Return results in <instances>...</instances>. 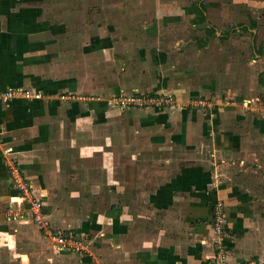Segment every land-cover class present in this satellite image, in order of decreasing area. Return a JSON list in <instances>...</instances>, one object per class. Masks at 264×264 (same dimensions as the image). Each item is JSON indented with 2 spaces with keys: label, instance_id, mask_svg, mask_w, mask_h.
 <instances>
[{
  "label": "crops",
  "instance_id": "1",
  "mask_svg": "<svg viewBox=\"0 0 264 264\" xmlns=\"http://www.w3.org/2000/svg\"><path fill=\"white\" fill-rule=\"evenodd\" d=\"M256 1L264 3V0ZM31 4L29 0H0V239L5 242L1 241L0 247L12 248L6 243L11 237L14 251H19L22 259L25 256L28 260L41 261L50 259L53 248L57 256L65 253L56 247L53 234L71 232L82 236L88 232L78 216L80 205L76 204L79 200L75 197L77 190L85 187L88 177L87 170H83V158L97 154L98 148L91 140V129L83 126L97 119L99 109L108 107V98L92 97L90 102L82 104L80 100L59 97L70 96L71 92L80 94L84 89L75 83H81L83 78L75 76L73 83L69 78L55 75L51 63L40 58L42 53L38 49L45 44L46 50L63 29L40 22L36 6ZM263 7L258 5L256 18L263 14ZM252 31L257 34L256 30ZM47 33L53 36L46 37ZM98 41L97 36V43H93L96 51L108 47ZM253 59L264 63L261 41L254 45ZM156 80L158 84L147 92L170 88ZM25 88L41 95H16L4 100L3 93L8 89ZM172 92L179 102L190 99L179 96L178 90ZM231 105L206 110L205 115L198 113V108H171L197 111L193 113L195 121L190 129L196 126L197 137L201 134L208 139L204 148H212L216 155L218 152V164L214 168L209 162L207 166L199 158L200 153L193 150L196 140L187 136L182 140L185 150L180 162L175 158L169 163L163 162L165 167L161 164L155 176L150 177L153 183L144 182L148 170L137 174L140 178L135 189L125 183L123 189L128 192L123 195L122 217L114 223L97 215L90 230L95 240L98 235L106 234L107 261L211 264L210 227L217 199L225 203L227 237L234 243L231 263L244 264L249 259L264 257V203L261 202L264 200V141L258 142L254 134L264 138V106L257 101L254 109L261 108V111L253 110L247 115L240 105ZM248 138L253 141L248 143ZM112 145L108 144L111 148L106 149L105 157L115 161ZM159 148H155L157 153ZM250 150L256 152L253 157L246 155ZM124 155L126 159L132 157L131 151ZM126 162L124 170L130 166L129 160ZM191 166L196 169L191 170ZM113 171L115 174L116 168ZM126 176L130 180L131 171ZM19 183L25 184L27 194L20 190ZM134 191L147 197L136 199ZM30 198L40 202L46 228L35 223L31 214H25L30 209ZM107 199L113 201L115 195L110 194ZM136 206L139 210L135 211ZM237 235L243 237L237 240ZM93 242L89 243L93 245ZM97 255V264H108Z\"/></svg>",
  "mask_w": 264,
  "mask_h": 264
},
{
  "label": "rangeland",
  "instance_id": "2",
  "mask_svg": "<svg viewBox=\"0 0 264 264\" xmlns=\"http://www.w3.org/2000/svg\"><path fill=\"white\" fill-rule=\"evenodd\" d=\"M30 3L32 7L36 6L40 22L63 29L46 50L45 44L38 49L42 53L40 58L51 63L52 69L56 70L55 75L69 78L73 83L75 76L82 75L76 78H83L75 85L79 84L84 90L80 94L71 92L72 95L67 97L63 95L68 94L60 95L62 100H80L84 104L92 97L106 96L112 102L117 97L128 96L127 93L154 95V91L147 90L158 84L156 79H159L160 83L170 88L156 94L174 96L172 91L178 90L179 94H176L179 96L204 98L214 104L207 109L197 107L200 109L198 113L204 115L206 110L226 104L240 105L247 115L253 110L261 111V108L254 109L257 101L264 106V63L253 59L254 45L260 44V41L264 44V12L260 18L255 17L258 5L264 3L256 0H29ZM201 6L206 21L200 20ZM259 10L262 8L259 7ZM252 30H256L257 34L254 35ZM51 36L46 34V37ZM97 36L100 44L108 46L106 49L96 51L93 43H97ZM151 68L153 71H150ZM147 70L150 73L147 74ZM97 89L99 91L91 93ZM12 92L41 95L29 88ZM190 99L183 106L169 107L170 110L124 108L120 105L99 109L97 119L83 126L91 129L92 139L89 138L96 144L98 152L83 158V170H87L88 177L85 187L78 189L75 197L76 201L79 200L76 204L80 205L78 216L88 230L82 236L76 234L81 249L77 252L64 251L57 256L55 248L50 247L52 254L49 260H28L25 256L23 260L20 252L14 251L10 237V242L6 243L12 248L0 247V264H97V253L106 263L113 264L107 261L106 234L98 235L95 240L90 230L97 215L114 223L122 217L123 195L128 192V189H123L125 183L128 188L135 189L140 178L137 174L146 170L144 182L153 183L150 177L164 166L163 162L169 163L171 158L180 162L185 150L182 140L187 136L196 140L193 150L200 153L199 158L205 160L207 166L209 162L214 168L218 164V152L216 155L212 148H204L208 139L201 134L197 137L196 126L190 129L195 121L193 113L197 111L171 109L191 107ZM145 112L147 114L144 115ZM246 122L250 121L247 119ZM254 134L258 142L264 141L263 136ZM247 140L251 143L252 139ZM110 142L115 151V161L105 157L106 149L111 148L108 146ZM155 148L160 149L158 153ZM251 150L246 154L248 157L256 153ZM129 151L132 157L124 158ZM126 160L130 163L127 171L124 170L128 164ZM193 169L196 168L191 166ZM128 171H131L130 180L126 176ZM110 194L115 195L113 201L107 199ZM134 195L136 199L145 197L140 192ZM261 202L264 203V200ZM219 203H222L228 220L223 200L217 199L213 208ZM97 208L102 210L96 211ZM133 210H139V207ZM99 225L101 228L102 225ZM210 229L211 264H232L230 257L234 243L227 237V224L220 229V235L215 234L213 222ZM242 232L245 235V231ZM236 237L238 240L243 236ZM90 240L94 241L93 245ZM257 258L244 264L249 261L264 264V257Z\"/></svg>",
  "mask_w": 264,
  "mask_h": 264
},
{
  "label": "built area",
  "instance_id": "3",
  "mask_svg": "<svg viewBox=\"0 0 264 264\" xmlns=\"http://www.w3.org/2000/svg\"><path fill=\"white\" fill-rule=\"evenodd\" d=\"M16 95H25L26 97H31V92H25V93H16V92H5L3 93L4 100H8L9 98L16 96ZM128 96L123 97H117L114 101L107 100L108 106H117L120 105V107H132V108H142L145 110V108H156V109H167L169 107H173L175 105L183 106L184 103L179 102V100L176 99L175 96L168 94V93H162V94H154V95H144V94H129ZM34 96L39 97V94H36ZM190 105L191 107L197 108V107H206L210 108L212 104L209 100H206L204 98H192L190 99ZM187 105V104H186ZM185 105V106H186ZM119 107V106H118ZM19 188L21 191H23L24 194H27L26 187L24 183H19ZM222 203L217 204L213 208V227L215 230V234H218L224 226L227 224V220L224 214V210L221 206ZM29 207L30 209L25 212L26 215L31 214L33 217V220L35 223H37L41 228H46L47 221L44 219L42 213H41V204L40 202L35 198L29 199ZM222 233V232H221ZM219 233V235L221 234ZM55 239L56 247L63 251H79L81 249V244L77 241V236L73 233H64V232H58L57 234H53ZM219 253V251H218ZM246 264H255V262H247Z\"/></svg>",
  "mask_w": 264,
  "mask_h": 264
},
{
  "label": "trees",
  "instance_id": "4",
  "mask_svg": "<svg viewBox=\"0 0 264 264\" xmlns=\"http://www.w3.org/2000/svg\"><path fill=\"white\" fill-rule=\"evenodd\" d=\"M201 10H202V16H201V19L200 20L206 21V14H205L202 6H201ZM244 29H246V28H244Z\"/></svg>",
  "mask_w": 264,
  "mask_h": 264
}]
</instances>
